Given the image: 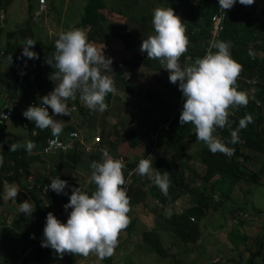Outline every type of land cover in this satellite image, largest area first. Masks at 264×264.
<instances>
[{"label": "trees", "instance_id": "trees-1", "mask_svg": "<svg viewBox=\"0 0 264 264\" xmlns=\"http://www.w3.org/2000/svg\"><path fill=\"white\" fill-rule=\"evenodd\" d=\"M154 1L165 8L171 7L186 26V34L190 43L188 51L181 58L182 66L192 64L197 57H203L212 41L211 16L216 12V2L213 0ZM110 11L104 0H87L83 14L76 27L82 28L87 32L89 42L93 41L100 45H106L111 37L118 36L121 32V26L119 30H112V23H109L107 18ZM152 16L153 13L149 12L148 14H142L137 20L144 32L151 31L154 34ZM6 35L11 40L1 45L0 50H3L4 53L0 54V61H5L9 65L7 71H3L0 66V87L10 90V95L14 94L22 97L19 101L29 102L36 95L40 96L41 100L47 90L54 88V82L49 79V75L54 69L46 63V58L52 57L55 52V44L49 42L40 47V44L36 41L35 46L30 47V50L37 53L39 58L29 59L22 56L23 44L26 39L36 40L28 19L19 28L7 31ZM215 40L231 41V55L243 66V70L237 80L238 90L245 91L249 97V103L246 107L230 109L229 120L231 128L235 129L239 120L246 113L253 116V123L239 133L241 142L234 145L228 144L229 147L234 148V153L231 156L219 152L216 154L211 153L203 142L196 140L194 125L185 124L181 126L179 124V115L183 104L177 105L178 110L175 112H173L175 110L173 108V115H166L161 122L157 117L147 116L140 108L137 109L142 114V118L141 116L138 118L140 121L139 127L132 128L130 124L131 121L136 120L134 113H130V121L126 118H121L116 122L117 124H112V132L123 139L131 149L137 151L141 142L144 139H148L154 146L150 153V156L153 157V166L161 172L168 171L171 180L168 196H164L152 179L136 173L127 192L131 201V210L136 205H144L148 194L156 198L160 204V210L155 215V217L159 218L157 223L163 224L169 232L173 233L177 240L185 244H197V240L201 238L198 221L210 208L217 211L226 208L233 223L243 227L247 226L250 218L249 215L248 219H244L239 215L240 211L245 212L241 205L234 204L231 201L229 192H223L215 198L213 196L214 187L217 186V180L221 181L222 179L232 185L239 181L259 183V177L261 173H264V7L255 3L245 6L237 0L234 6L227 10L224 19V29ZM138 51L137 57L141 65L152 69L159 75H169V72L159 60L148 59L146 52H142L143 55H141L140 47ZM249 51L254 56H249ZM103 53L105 54L106 52L103 50ZM10 56L12 57L11 62L9 60ZM123 64H127L125 60L112 62L113 74L116 83L120 85V91H125L126 94L128 92V96L123 102L124 105L130 102L133 103L131 97L139 92L142 98L152 105L150 106L151 110L156 105L161 106L163 109L171 106V104L162 100L161 94L126 79L122 69H120ZM29 68H32L34 73L32 78ZM155 78L159 79L158 76H155ZM174 86L176 87L178 84H174ZM111 97V93L106 97L107 104ZM178 97L179 99L176 98L177 101H183L180 91ZM19 101H14L9 106L12 113L10 118L12 120L17 119L20 123H26L29 133V138L26 141H34L36 147L29 153L24 147L26 141L8 144L0 141V157L3 158V163L0 164V205L4 203L3 192L5 183L15 184L19 188L21 187L28 191V195L34 201L36 213L43 217L44 220L42 222L45 223L46 215L50 212L49 209L54 208L57 211H61L63 205L68 202L73 187H80L90 195L95 190V184L89 183L86 186H82L80 182H77L72 177L57 173V170L61 167L75 169L81 163L82 151L79 149L80 145L75 143L72 150L49 154V159L53 162L55 161L53 164L54 172H50L49 175L51 176L48 177V173L42 171V168H37L34 176L35 184L28 187V183L25 180L32 173V165L39 163L43 167L46 162L41 150L45 145L46 138L51 136L52 132L50 128L44 130L36 128L34 121H29L23 115L25 109L20 108ZM74 105L79 111V116L91 122L93 121L96 111L89 110L79 98L74 101ZM48 111L49 115L53 114L50 107H48ZM1 122H4V120L1 119ZM160 123H167V128L158 129ZM69 129L70 127L63 128L62 133ZM102 129L104 131V128ZM33 130L36 131L35 135L32 134ZM102 134L99 144L103 145L105 137ZM215 135L227 142L230 139V129H217ZM111 143L115 144L114 142ZM11 144H17L20 147L15 151H11L9 150ZM192 148H195L199 158L200 164L197 167L189 161L192 156L190 151ZM96 152L98 153L99 151ZM119 155L116 153L113 158L120 159L121 156ZM89 156L93 160L98 158L95 153H90ZM147 156L144 154L134 156L131 159L126 156L122 158L126 161L125 164L128 168H133L140 159ZM124 172L126 173V169H124ZM56 176L67 181L69 187L64 190V193L67 194H57L52 190L47 193L43 192L42 188L39 187L43 186L45 182L50 185L51 179ZM232 185H229V190ZM184 195L190 198V204L181 212L175 213L172 211L173 214L170 218L166 217L165 211L167 208L171 207ZM232 206H235V210L232 209ZM69 210L71 211V208ZM191 217L194 220H191ZM134 225L131 222L128 229H134ZM141 237L142 241L153 247L159 256H174L167 253L157 231L152 229L144 230ZM43 240V230L26 234L21 243V252L19 254H22L30 246L40 244ZM52 250L49 247L44 250L35 247L22 264H27L30 260L37 261L39 264H50L46 258L53 252ZM254 254L260 255L264 262L262 244H260V248L257 251L251 253V255ZM63 257L65 264H73V254L66 253ZM110 258H106L108 264H112V257ZM248 264L254 263L250 260Z\"/></svg>", "mask_w": 264, "mask_h": 264}, {"label": "clouds", "instance_id": "clouds-1", "mask_svg": "<svg viewBox=\"0 0 264 264\" xmlns=\"http://www.w3.org/2000/svg\"><path fill=\"white\" fill-rule=\"evenodd\" d=\"M236 2L219 0L220 9L223 12L229 10ZM239 3L250 6L254 0H239ZM152 25L154 34L142 41L140 51L146 52L148 59L159 60L169 72V81L178 83L183 98L179 124L194 125L196 140L203 142L211 153L231 156L234 149L228 144L240 143V131L253 123V116L246 113L238 126L231 128L230 109L246 107L249 103L248 94L238 90L237 80L243 66L231 55V41H211L203 57H197L192 64L182 66L181 58L188 51L190 41L181 18L171 7H157L153 12ZM35 43L36 40L26 39L22 56L38 59L37 53L30 50ZM103 48L90 43L87 32L82 28L71 27L61 32L55 41V52L52 57L46 58V63L54 69L49 75L54 88L41 98L39 105H30L23 115L29 121H34L35 127L40 130L50 128L52 136L58 139L64 122L54 119L53 115L70 116V100L79 98L91 111H106V97L115 91V80L111 75L114 73L112 58L105 57ZM249 56L254 54L249 51ZM9 60L12 61L11 56ZM48 107L53 115H49ZM225 128L230 129L227 142L215 135L217 129ZM19 147L11 144L9 150L15 151ZM24 147L30 153L36 145L29 140ZM2 163L3 158L0 157ZM90 168L89 183L95 184V190L89 195L80 187L72 188L68 202L63 205L66 211L71 208L66 223H62L51 212L46 215L41 246L53 249L60 258L66 253L82 257L95 254L100 260L110 258L118 246L120 233L131 223L128 215L131 201L125 186L124 161L113 158L104 150L102 160L92 161ZM134 172L148 176L161 193L168 196L171 186L169 172L155 168L152 156L140 159ZM66 187H69L67 181L58 176L51 179L47 186L57 194L64 193ZM19 190L15 184L8 185L5 199L15 200ZM33 211V202L25 200L21 203L20 212L31 216ZM172 214V209L165 211L168 218Z\"/></svg>", "mask_w": 264, "mask_h": 264}, {"label": "rangeland", "instance_id": "rangeland-1", "mask_svg": "<svg viewBox=\"0 0 264 264\" xmlns=\"http://www.w3.org/2000/svg\"><path fill=\"white\" fill-rule=\"evenodd\" d=\"M87 0H79L75 8V15L77 22L80 16L83 14L84 5ZM107 7L111 10L108 12V22L112 23V30L120 29L121 32L118 36L111 37L106 45L95 43L94 45L106 52L105 57H111L112 61L125 60L127 64L121 65L124 75L128 74L127 79L139 84L144 88H150L155 93L161 94L162 100L171 104L169 108L163 109L161 106H154V109H150V103L142 98V95L136 93L131 97L133 103L124 105L123 102L128 96L125 91H120V85L116 83L115 76V91L111 93L112 97L108 103V108L104 112H97L93 121L83 119L79 116L78 109L70 111V116L54 115V119L62 120L64 126H75L85 144H91L94 140V136H98V140L91 144L90 150L82 151V161L75 167V169H60L57 173H63L65 176L71 177L77 182H80L82 186L89 184L91 176L90 164L92 161H101L102 152L106 150L109 155L114 157L116 153L119 156H126L128 159L137 155H147L153 144L148 139H144L141 142L140 147L137 149H131L123 139L117 137L113 131V123H116L121 118H126L130 121V113L135 114V119L130 122L132 128H137L140 125L138 118H142V114L137 110L140 109L146 113L149 117H157L160 122L166 115H173V112L178 110L177 105L183 104L179 99L178 86H174L168 79L169 75H159L152 69L145 67L139 63L137 53L142 41L152 34L151 31H143L139 21L137 20L142 14L153 13L157 7L165 8L163 5L157 3L154 0H104ZM27 0H17L16 3L11 5L7 12L3 13L6 16L5 22L0 18V25L4 24V30H14L19 28L24 21L29 17L27 9ZM254 3L258 6H264V0H254ZM16 4L18 8H16ZM60 14V10L53 11L48 15L46 22H35L37 29H42L44 32L41 35H47V31L51 29L54 32L52 34L53 39L56 41L58 36L55 35L56 27H50L52 17H55L57 13ZM25 22V21H24ZM73 27L72 23H65L59 29L63 31L69 30ZM77 28V27H76ZM46 30V31H45ZM40 35V34H39ZM51 35V34H50ZM147 36V37H146ZM43 39V37H41ZM54 41V42H55ZM40 42V41H39ZM43 43V42H42ZM46 44V43H43ZM143 55L142 52H140ZM127 73V74H125ZM158 76L159 79H156ZM58 83V82H56ZM178 84V83H177ZM53 90V89H52ZM177 96V97H176ZM177 101V102H176ZM69 108L74 105V101H69ZM173 108L175 109L173 111ZM137 110V112H135ZM173 111V112H172ZM141 114V115H140ZM148 119V118H146ZM5 124V123H3ZM0 123V126H4ZM117 124V123H116ZM75 128V127H74ZM104 128V131L103 129ZM130 128V127H129ZM110 132V134H109ZM103 133V134H102ZM101 134L104 139V143L99 144L101 140ZM29 133L27 131L26 123H20L19 120L14 119L11 125H6L5 128H0V141L8 143H16L27 140ZM114 142L115 144L111 143ZM101 149L98 153V149ZM191 164L199 166V158L195 151V148L191 150ZM95 153L98 158L93 160L89 154ZM48 156L49 154H43ZM47 158L43 165L48 172L53 171V161ZM56 160V159H55ZM42 164L35 163L32 165L34 176L35 170L42 168ZM253 169V168H252ZM30 185L35 184V180L28 178L25 180ZM217 186L214 187L213 194H222L223 192H229L231 201L234 204L241 205L243 211L249 215V221L247 226L243 227L233 223L226 208L219 211L210 208L206 211L205 215L198 221V228L201 235L197 244L181 243L173 233L169 232L163 224H158L159 218L155 217L156 212L160 210V204L156 198L149 194L145 198V204L136 205L133 210L129 212L131 222H133L134 229L123 230L118 238V246L115 249L112 257V264H248L250 260L254 264H264L260 255H251L260 248L262 244V251L264 252V173H261L259 177V183L252 181H239L230 184L228 181L222 179L217 180ZM8 183H5V190ZM37 185V184H36ZM48 182H45L42 188L43 192L50 193L51 189L47 188ZM229 185L232 187L229 190ZM19 193L15 200L5 199L6 192H3L4 203L0 205V260L14 259L21 252V243L26 237V234H30L37 230H43L44 225L43 217L36 213L34 208L31 216H26L20 212L21 203L25 200L33 202L28 195V191L23 188H19ZM47 189V190H46ZM190 198L188 196L180 197L171 207L172 211L181 212L190 204ZM46 206V204H44ZM253 208L260 210L262 213H254ZM53 215L62 223H66L68 213L64 207L61 211H57L54 208L49 209ZM11 219L9 220V217ZM157 223V224H156ZM154 230L160 236L161 243L164 246L168 254L174 256H159L153 247L142 241V231ZM220 258V262L214 263L215 257ZM50 264H65V259L60 258L55 253L54 256L46 258ZM111 259V258H110ZM107 259L100 260L95 254H90L88 257L75 256L72 259L73 264H108ZM36 264V263H35ZM39 264V263H38Z\"/></svg>", "mask_w": 264, "mask_h": 264}, {"label": "crops", "instance_id": "crops-1", "mask_svg": "<svg viewBox=\"0 0 264 264\" xmlns=\"http://www.w3.org/2000/svg\"><path fill=\"white\" fill-rule=\"evenodd\" d=\"M78 1L79 0H46V9H45V11L43 13L39 14L38 13V0H27V3L26 4H27V9H28V14H29V17L27 19L30 22V26H31L34 34H35V39L40 44V47H42V46L45 45L43 43H46L47 44L49 42H52V43L55 44V42H54L55 40L53 39L54 36H52V34L54 35V32L51 29H49L47 31V33H48L47 35H41V33L44 32V31L41 28L40 29H37V26L35 27L36 24H34V23L35 22L36 23L37 22H44L45 23L46 20H48L47 17H48V15L50 13H52L53 11L60 10V14H58L56 12L57 13L56 16L55 17H52V20L50 22V27H52V26H55L56 27L55 35L56 36H59V34L61 32H64L63 30L59 29L61 27V24H62V26H64L65 23H72L73 24V27H76V25H77L78 22L75 21V20H77V17L75 15L76 14L75 13V10L76 9H79V8H75L74 5H76ZM16 2H17V0H0V3H1V7H0V18L2 19V21L5 22V20H6V16L3 13L7 12L8 9L11 7V5H13ZM15 7L18 8V5L16 4ZM80 18H81V16L79 17V19ZM27 19H24V21L27 20ZM24 21H22V22L24 23ZM4 28H5V25L4 24L0 25V30H1L0 31V49H1V45H3L8 40H11L6 35V32L9 31V30H4ZM41 37H43V39H41ZM90 43L95 44L96 42H93L92 41ZM8 65L9 64H7L5 61H0V66H1V68H2L3 71H7L8 70ZM31 70H32V68H31ZM31 70L29 68L30 73H31ZM10 93H11L10 90H8V89L6 90L4 87H0V112L3 111L6 108H10L9 106L12 105L14 103V101L15 102H18L22 98V97H19V96H15L14 94H11L10 95ZM26 103L27 102L19 101L20 108L23 106V108L26 110L28 108V106H26L27 105ZM0 123H2V124L5 123V124H3L4 126H0V128H5L6 125H11L13 123V120L11 118H8V119L4 120V122H1V119H0ZM76 126H77V124H75V126H68V127H70V129L68 131H65L64 133H61V135H66L67 132H69V131H77ZM64 128H65V126H64ZM79 138H80V141H81V143L79 142V145H80L79 149H80V151H83L84 150V148H83L84 146L87 145V146L90 147L91 144L94 143V141L92 140L91 144H85L84 141L82 140L80 134H79ZM97 151H101V149L99 148ZM135 156H141V155H140L139 152H137V155H135ZM121 157H123V156H121ZM44 158H45V160H47L48 156H45ZM64 168H66V169L67 168L68 169H72L70 167H61L60 168V171H61V169H64ZM42 171H44L46 173L49 172V171H46L45 170L44 166L42 167ZM32 173H33V169H32ZM32 173L29 176H27L26 180L28 178H31V176H32V179H34L35 174L33 176ZM8 184H10V183H8ZM47 258H49V257H47Z\"/></svg>", "mask_w": 264, "mask_h": 264}, {"label": "built area", "instance_id": "built-area-1", "mask_svg": "<svg viewBox=\"0 0 264 264\" xmlns=\"http://www.w3.org/2000/svg\"><path fill=\"white\" fill-rule=\"evenodd\" d=\"M216 2V12H214L211 16V38L212 41L215 40L216 38H218L219 34L222 32V30L224 29V19L227 13V10H225L224 12L220 9V5H219V0H213ZM46 9V0H38V13L41 14L45 11ZM3 50H0V54H3ZM31 70V68H30ZM31 78L34 77V73L31 70L30 73ZM52 90H47L45 95H47L49 92H51ZM26 106H37L40 104V96L36 95L33 99H31L29 102L26 103ZM23 108V106L21 107ZM77 109L76 105H73L69 108L70 111ZM11 109L10 108H6L3 111L0 112V119L2 120H6L8 118H10L11 116ZM52 115V114H50ZM160 128H167V123L164 124H160L158 126V129ZM32 134L35 135L36 131L33 130ZM98 140V136H94V142H96ZM81 143L80 138H79V133L77 131H69L67 132L66 135H61L59 136V138L57 139L56 137H53L52 135L46 138L45 141V145L43 147V149L41 150L42 154H53L56 153L58 151H69L72 150L75 146V143ZM84 150H90L89 146H84L83 147ZM234 149V148H233ZM153 148H151V150L148 152V156L150 155V153L152 152ZM120 159H122L124 161V163L126 162L122 157H120ZM138 164V163H137ZM137 164L133 167V168H128L126 166V173L124 172L125 175V179H126V188H127V192L129 190L130 184L133 180V177L136 175V173L134 172V169L136 168ZM32 185H30L31 187ZM44 186V185H43ZM214 197L216 198L217 195H214ZM239 215L244 218V219H248V214L246 212H239ZM191 220H194L191 217ZM35 247H39L40 249L44 250L47 247H42L41 243L40 244H35L33 246H30L27 248V250H25L22 254H19L17 257H15L14 259H10V260H0V264H22V262L24 261V259L30 255V252L33 248ZM53 252H51L48 257H52L55 255V251L52 250ZM37 261L34 260H30L28 261L27 264H35ZM213 262H220V258L219 257H215L213 259ZM39 263V262H37Z\"/></svg>", "mask_w": 264, "mask_h": 264}, {"label": "water", "instance_id": "water-1", "mask_svg": "<svg viewBox=\"0 0 264 264\" xmlns=\"http://www.w3.org/2000/svg\"><path fill=\"white\" fill-rule=\"evenodd\" d=\"M232 209L235 210V206H232ZM253 212L256 213V214H257V213H262L260 210H258V209H256V208H253ZM10 219H11V216L9 217V220H10ZM198 241H199V240H198ZM36 264H38V263H36Z\"/></svg>", "mask_w": 264, "mask_h": 264}]
</instances>
